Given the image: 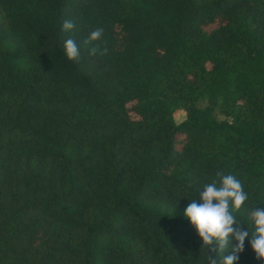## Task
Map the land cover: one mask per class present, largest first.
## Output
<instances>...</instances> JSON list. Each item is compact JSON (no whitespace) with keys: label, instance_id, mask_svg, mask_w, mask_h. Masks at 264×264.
<instances>
[{"label":"trees","instance_id":"16d2710c","mask_svg":"<svg viewBox=\"0 0 264 264\" xmlns=\"http://www.w3.org/2000/svg\"><path fill=\"white\" fill-rule=\"evenodd\" d=\"M219 172L251 230L264 0H0V264H208L184 213ZM237 264L264 260L245 241Z\"/></svg>","mask_w":264,"mask_h":264},{"label":"clouds","instance_id":"9594fccd","mask_svg":"<svg viewBox=\"0 0 264 264\" xmlns=\"http://www.w3.org/2000/svg\"><path fill=\"white\" fill-rule=\"evenodd\" d=\"M75 27L71 19L63 23L64 32H71ZM102 37L103 29L96 28L83 40L90 56L107 55L108 50H101L95 43ZM63 46L69 61H80L81 46L75 39H66ZM217 177L218 181L203 185L199 200H191L184 213L202 240L203 248L208 250V264H237L245 250V241L249 242L257 259L264 260V208L251 210L253 227L245 230L234 215V211H239L249 198L242 182L236 176L223 172L217 173ZM225 252L229 254L225 255Z\"/></svg>","mask_w":264,"mask_h":264},{"label":"rangeland","instance_id":"374dc122","mask_svg":"<svg viewBox=\"0 0 264 264\" xmlns=\"http://www.w3.org/2000/svg\"><path fill=\"white\" fill-rule=\"evenodd\" d=\"M200 106H205L206 105V101L205 100H202L200 103H199ZM185 117V114H184V111L179 109L177 114L175 115L174 117V121L176 123H179L181 120H183ZM218 118H221L222 116L220 115H217Z\"/></svg>","mask_w":264,"mask_h":264}]
</instances>
